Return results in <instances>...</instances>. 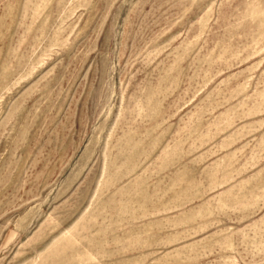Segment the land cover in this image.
I'll list each match as a JSON object with an SVG mask.
<instances>
[{
  "label": "rangeland",
  "instance_id": "1",
  "mask_svg": "<svg viewBox=\"0 0 264 264\" xmlns=\"http://www.w3.org/2000/svg\"><path fill=\"white\" fill-rule=\"evenodd\" d=\"M0 264H264V0H0Z\"/></svg>",
  "mask_w": 264,
  "mask_h": 264
}]
</instances>
